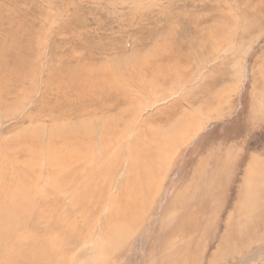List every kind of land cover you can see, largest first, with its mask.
I'll use <instances>...</instances> for the list:
<instances>
[{
    "label": "bare ground",
    "instance_id": "1",
    "mask_svg": "<svg viewBox=\"0 0 264 264\" xmlns=\"http://www.w3.org/2000/svg\"><path fill=\"white\" fill-rule=\"evenodd\" d=\"M133 3L127 19L156 24L159 11ZM239 14H221L215 26L187 20L197 27L181 32L179 47L175 25L184 18L174 19L147 56L98 59L83 46L54 53L48 63L46 29L36 44V33L21 41L25 27L0 35V264H131L140 239L144 264H205L207 254V264H249V254L264 252V161L248 162L237 200L223 217L225 185L242 159L238 144L264 120V92L244 96L247 114H239L230 133L236 140L202 134L190 145L195 129L234 113L224 85L232 79V59L215 64L223 36L204 29L243 24L244 36L251 30L249 9ZM111 44L103 46L113 51ZM159 54L165 61L154 63ZM203 66L205 77L198 73ZM28 67L39 73L27 74ZM15 105L18 114L11 112ZM180 151L186 163L166 194Z\"/></svg>",
    "mask_w": 264,
    "mask_h": 264
},
{
    "label": "rangeland",
    "instance_id": "2",
    "mask_svg": "<svg viewBox=\"0 0 264 264\" xmlns=\"http://www.w3.org/2000/svg\"><path fill=\"white\" fill-rule=\"evenodd\" d=\"M133 1L134 0H0V5L3 6L1 11H4L6 17L4 19L6 21L1 25L0 35L5 36L9 34V30H13L14 33L18 34L21 32V29L25 27L27 29V34L23 35L24 37L19 34L21 41L25 42L23 38L28 39V36L32 37L34 36L33 33H36V41L34 43L36 44L37 38L43 34L39 30L46 29L47 34H44V42L47 50L45 56L48 63L55 62L54 53L58 56L59 52L66 53L72 48H76L77 51L83 49V46H88L86 49L87 51L91 49L96 50L97 52L95 51L93 56H96L98 59H104L106 56L110 57L115 55L120 58L135 55L147 56L154 47L162 43L167 35L165 32L174 19H179V17L184 18L181 23L175 25L174 33H176L177 39L173 41V45L179 47L184 45L181 32L187 29V20H189V23L194 17L201 21L202 26H215L218 24V20L222 19L221 14L238 18L240 12L242 13L244 9H249V24L251 30L249 29L250 31L244 36H242L244 30L243 24L215 29H204L208 32L211 30H220L223 36L224 41L215 64H219L223 58L232 59L230 63V68L233 72L232 79H227L224 85H227L228 89H231L230 92L232 95L234 113L226 120H212L201 132H197L198 129H195L191 138H193L194 135L195 137L190 145L194 144V141H197L202 134H209L211 139H215L216 142L221 143L228 141L232 142L233 139L236 140L237 137H233L230 133L238 123L237 117L239 114L241 112L244 115L247 114L243 106L245 104L243 99L245 97L251 98V96L254 95L258 96L260 92H264V0H141L143 4L153 6H149L153 13L157 14L159 11V17L155 25L150 23L144 24L139 16L134 20V24L133 21H130V18H126L129 13L128 10L130 11V8L134 6ZM152 3H154L155 6ZM142 11L141 8L140 13ZM250 14H252V17H250ZM149 18L153 17L150 16ZM242 19L244 20V18ZM243 23L245 24V22ZM189 27L191 26L189 25ZM195 27L197 26L193 24L191 29L193 30ZM62 30H65V32L61 33V36H56L57 31ZM105 35L107 37H105ZM58 38L61 39L59 40ZM90 38H94L93 41ZM87 42L90 43L86 44ZM110 43H112L113 51H111L110 48V50L104 48L105 44ZM56 50H58V53ZM106 50H108L106 53L107 55L103 54ZM102 54L105 56L102 57ZM33 57L34 54L32 53L29 56L30 60H32ZM59 57L61 58V55ZM165 58L166 56L159 54L154 57L153 61L154 63H163ZM169 58H173V55ZM59 62L57 57L56 63L58 64ZM31 72L39 73L38 67H28L27 74ZM198 73L202 75V77H205L209 73L208 66L201 67ZM26 85V87L30 86L29 82H27ZM7 88L5 90L9 93L10 88ZM46 88L47 87H44V89ZM20 89L21 88H18V90ZM40 96L41 92L38 93L37 97L39 98ZM12 100H15L14 97H12ZM162 104L165 103H161L160 105ZM252 106L253 105L250 103L248 108L251 113H253ZM12 108V113L16 112L15 114H18L21 112L17 110V105ZM259 115L260 114L256 115L257 118ZM262 115H264V111L261 112V116ZM6 124L12 126L15 125V122L8 121ZM241 139L242 138H239L238 140ZM244 139L245 140L241 142V144H238L243 148L241 151L242 159L238 158L237 160L238 170L234 178L225 185L226 195L223 204L225 212L223 217L232 210L231 206L237 200L238 192L243 182L244 170L248 162L250 165L251 161L254 159L264 161V120H258L253 126L252 131L249 132L248 135L245 134ZM184 158L181 151L174 158L173 166L171 167L172 170L169 173L170 179L167 178L168 180L165 181L164 185L166 194L172 193L171 190L174 189L175 181L180 179L179 176L182 173L183 165L186 163ZM166 194L163 198L164 202L161 201V205L166 204V199L168 197ZM161 213L162 210L161 207H159L157 213L154 215L156 224L159 222ZM139 241L141 242V239ZM139 241L136 244V250L134 249V251H132V256L134 257L131 264L145 263L144 258L146 257V249L141 245L142 242L140 243ZM262 250H264V248H262ZM258 254L259 253L249 254V264H259L258 260L261 259L260 256H262L264 252L260 255ZM208 258L209 254H207L205 264H207Z\"/></svg>",
    "mask_w": 264,
    "mask_h": 264
}]
</instances>
